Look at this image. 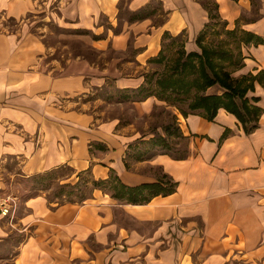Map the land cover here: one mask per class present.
<instances>
[{
	"label": "crops",
	"instance_id": "crops-1",
	"mask_svg": "<svg viewBox=\"0 0 264 264\" xmlns=\"http://www.w3.org/2000/svg\"><path fill=\"white\" fill-rule=\"evenodd\" d=\"M207 4L0 0V172L17 160L29 178L69 167L95 182H111L113 189L114 183L176 184L172 194L142 205L113 197L114 190L97 189L90 201L61 205L45 195L27 197L15 216L0 215V247L14 249L0 264H264V44L242 42L235 75L255 78L247 82L253 89L246 98L262 110L258 127L246 133L225 109L213 121L202 111L176 110L188 154L174 157L170 151H135L138 143L170 138L169 126L145 138L120 118L101 119L87 99L109 83L117 91H138L147 85L145 73H123L112 61L99 67L83 57L58 71L32 30L41 21L55 22L93 35L101 52L133 49V63L149 67L168 45L182 42L186 56L200 52L198 38L212 25ZM211 4L226 30L264 40V0ZM224 91L216 85L203 95ZM132 104L142 117L167 106L156 96ZM6 189L0 176V196L9 194Z\"/></svg>",
	"mask_w": 264,
	"mask_h": 264
},
{
	"label": "rangeland",
	"instance_id": "rangeland-1",
	"mask_svg": "<svg viewBox=\"0 0 264 264\" xmlns=\"http://www.w3.org/2000/svg\"><path fill=\"white\" fill-rule=\"evenodd\" d=\"M202 1L208 2L209 5H207L212 9L213 17L211 16L212 25L206 31L202 42L208 52L207 55H203L201 60L198 58L188 60L184 53V44L180 42L175 46L168 45L160 62L149 67H140L133 63L135 58L133 49H129L125 53L112 50L101 52L93 45L94 36L88 33L64 29L50 21H41L38 23L41 27L32 30L42 37L48 48L49 59L58 66V71H62L61 66L70 60L83 57L88 62H97L99 67L112 61L123 73H145L147 75V91L141 94L138 91H117L109 83L94 95L89 94L87 99L90 102L98 101L96 105L93 102L91 105L96 108L101 119L120 118L122 126L127 127L132 124L131 129L145 138H149L150 134H158L159 128L171 127L172 135L167 140L165 139V142L161 143L157 136L151 141L136 144L135 151H170L174 157H184L188 154V141L176 127L174 112L178 110L181 113H190V104L203 96L200 69L205 63L208 65L206 67L208 73L212 74L209 68V64H211L219 71L224 70L231 73L235 78L243 57V34H240L238 30H234V32L226 30L223 22L217 16L215 5L212 6L211 0ZM199 51L201 54L202 49L200 48ZM183 64H186L187 67L183 68ZM165 80L172 82L176 80L177 84L173 88L166 89L164 84H161V81ZM190 85L192 86L190 87ZM182 87L183 89H180ZM147 93H152L153 96L166 102L167 106L156 108L151 115L142 117L132 103L143 99ZM165 146L167 148H164ZM19 164L20 162L17 160H9L6 162V167L0 172L1 179L7 187L6 192L18 197V208L19 204L21 207L22 201L30 196L45 195L52 204L61 205L90 201L94 198L97 189L104 193H109L111 190L121 193L120 186L115 183L113 184L114 189L111 188V182L96 186L90 174H76L69 167L29 178L21 172ZM13 251L14 249L9 244L2 245L0 259L7 258L9 260L10 256L14 254Z\"/></svg>",
	"mask_w": 264,
	"mask_h": 264
},
{
	"label": "trees",
	"instance_id": "trees-1",
	"mask_svg": "<svg viewBox=\"0 0 264 264\" xmlns=\"http://www.w3.org/2000/svg\"><path fill=\"white\" fill-rule=\"evenodd\" d=\"M206 8L209 10L211 15L212 9H210L208 5H206ZM204 38L205 33L202 34L197 41L199 47L202 49V53H191L187 56L188 60H191L193 58H198L201 60L204 54L207 55L208 51L202 44ZM242 42L244 44H249L252 42H255L256 44H264L263 39L258 38L250 33H246L245 35H243ZM160 61L161 57L159 59L152 60V63H158ZM182 66L183 68L187 67L186 64H183ZM207 66V63H205L200 69L201 79L203 81L201 85V91H206L208 88L216 85L220 86L225 91L222 95H203L199 97L190 104V110L202 111L204 117H206L210 121H213L217 116L218 111L220 109H225L227 112L233 114L237 118V120L243 125L246 133L253 132L258 127V121L262 110L259 107L251 104L249 99L246 98V95L250 89H253L252 83L247 84V82H253L255 78H243L242 80H239L232 77L231 73L224 70L219 71L217 67L209 64V68L212 72V74H210L207 71ZM175 81L172 82L170 80H165L161 81V84H164V87L166 89L171 87L173 88L177 84ZM191 86L192 85H190V87ZM180 89H183V87ZM145 91H147L146 87H142L138 90V93L141 94ZM150 96H153V94L147 93L143 98H148ZM254 101L257 102L258 99L255 98ZM184 115H187V113H184ZM170 130V126L166 128V132L171 135ZM159 140L161 143L165 142V139L163 138H159ZM103 184H106V182L101 181L94 183V185L96 186ZM120 188L121 193L117 192L113 197L125 199L131 204L142 205L149 203L150 200L155 196L172 194L176 190V184L172 181H166L152 184H143L134 188L126 186H120Z\"/></svg>",
	"mask_w": 264,
	"mask_h": 264
},
{
	"label": "built area",
	"instance_id": "built-area-1",
	"mask_svg": "<svg viewBox=\"0 0 264 264\" xmlns=\"http://www.w3.org/2000/svg\"><path fill=\"white\" fill-rule=\"evenodd\" d=\"M18 197L14 194L0 196V215L13 217L18 210Z\"/></svg>",
	"mask_w": 264,
	"mask_h": 264
}]
</instances>
